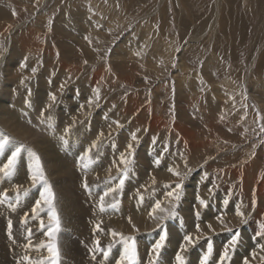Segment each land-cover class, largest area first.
I'll return each instance as SVG.
<instances>
[{
	"label": "rangeland",
	"instance_id": "obj_1",
	"mask_svg": "<svg viewBox=\"0 0 264 264\" xmlns=\"http://www.w3.org/2000/svg\"><path fill=\"white\" fill-rule=\"evenodd\" d=\"M21 1L22 0H0V11L3 13L1 14L0 12V26H4L3 34L6 32L5 35L0 34V65H5V63H3L4 59H8V57L13 56L9 55L11 53L9 50V42H14V40H12L13 35L16 39V36L18 35L17 37H19L21 34L20 32L25 30V28L31 24L30 27L33 31L35 30L34 32L37 33V36L39 34L41 35L38 37L39 40L42 38L39 43L40 45L43 44V47H41L43 49L39 50L40 56L38 53V55H36L38 57L33 56V58H25V67L23 69L26 70L29 68L31 75L33 74L35 78L37 77V80L46 77V80L48 81L49 76H45L44 73L42 74V68L44 69V66L47 63L44 62V53L42 50H44L45 47H48V49H53V51H55L54 53H57L58 56L60 50H65L64 48L61 49V45H67V48L69 46L71 47V45L68 44V41L57 39L53 35L52 30L54 25L53 22L58 17V14L61 13L59 9L65 6V4H70L76 0H35L33 4L28 3L24 6H22V3L27 2V0H23L22 3ZM82 1L87 3H82L85 4L86 7L92 4V8L90 6L92 10L91 12H99V17H106L102 18L103 21L108 20L112 24L107 30L108 36L106 40L95 42V44H93L92 50H88L89 52L86 50L87 53L84 52V55H79L80 53H78V49L71 50L70 52L71 62L73 63L71 66L78 67L83 72H81L80 75L82 83H84L89 77H91V74H93L95 71H98V69L101 67H103L105 71V76L100 81L101 84L99 83L96 89H92V95L89 100L92 101V105H90V109L86 110L84 114L85 116L83 115L81 118H79V120H81L79 125H82L84 122H86L85 119H91L93 122L95 118L98 120L99 124L103 123L104 118L112 113L118 112V108L120 106L126 107V99L130 96H139L137 99L139 101L138 109L133 112L134 117L140 115V112L146 107L150 106L151 103H155L156 117H158L160 124L162 122L161 127L164 126L165 128L163 127V130L161 129V131L157 132L156 134H149L147 125L151 123V118L149 114L150 112L147 113L148 117L145 116L147 126L146 130L143 131L140 136H136L138 139L137 141H131V144L134 145L133 148H135L134 154L132 158H130L132 159V163L129 165L131 171L128 173V176L133 178L141 177V172L136 167V164L138 163V159H136L137 151L141 146L146 148L147 142H149V150L146 152L148 156L146 155L147 157H145L144 155V158H147V160L151 162L149 164L151 165V168H153V158L155 154L154 149L159 147L157 150H161V160L163 164L167 166V169H162L161 172L165 173L170 168L180 172L181 177L183 178L182 195H184V192L187 189V182L185 179L192 176L194 177L196 174V176H198L196 171L201 172L203 176L207 178L213 179L214 182L216 181V187L213 190L217 192L213 194L214 197H212L213 195L210 194V198H212L205 202V205H201V209H211V217H213L216 212H228L234 208L228 206L230 203L229 202L223 210V201L217 197L218 195L222 196V194L219 192L220 190L229 186H232L233 189L231 198H236L237 202L239 201V203H241L246 210V205L248 202L246 203L244 198L240 200L237 198L239 184L242 182L240 180H242L245 175V167L247 165H251L252 162H256L257 170L256 172L251 171L250 175L252 177L255 176L259 178V180L260 177H264V132L261 131V127L264 126V115H262L260 112L259 102H257L256 99L255 102L253 100L255 96V98H258L259 100L262 98L261 101L264 103V0ZM160 4L162 9L159 7ZM159 9H161L162 12L155 17V13ZM13 12H15V15H13ZM87 12L90 11L87 10ZM38 16H43L45 19H40V22L35 23ZM120 22L122 23L117 25ZM139 23L141 25L147 26L151 32L149 35L143 38L145 46L143 45V48H139L137 53L131 54V57L133 56L132 58L138 62L133 63L134 61H131V64L128 63L126 70H121L111 63V56L122 37H125V35L128 34L131 29H133V27ZM122 24H125L124 27ZM140 36L142 35L139 32H137L135 35L136 40L139 43L142 40ZM61 41H63L65 44ZM141 58H143V60ZM14 59L16 58L14 57L13 61ZM47 59L49 58L47 57ZM148 59L150 60V63L146 61ZM54 61H59V57L58 59H54ZM33 64H35V66ZM33 69H35V72H33ZM177 69L179 70L177 71ZM124 76L127 79L129 78L128 81L124 78ZM179 81L182 82L183 86L181 95L183 98L186 97V100H188L187 104L180 103V100L177 99V83ZM31 82L33 81L27 80V83L23 85V88L19 91V95L22 94L24 90H26L25 88H28V85L33 84ZM74 84L76 83H69L67 86L68 88H65L66 90L68 89V91L63 90L64 92L62 91L59 96L61 97L65 95L67 97L69 95H73L74 97L76 96V99L81 100L83 93L79 91L78 88H75L76 86H74ZM44 87L45 85H41L40 88L35 90L33 89L32 92H41L43 91ZM89 87L90 84H88L86 89ZM250 87H252V90ZM78 92L80 93L79 95L77 94ZM37 94L41 96L44 95V93ZM97 95L99 96V99H97ZM210 96H212L211 98L216 101L217 105L219 104L218 107L221 105L217 114L219 111H222L223 113L221 112L219 115H208L207 107L204 103H206L205 100H207L205 98ZM217 96H219L220 99ZM70 98L72 99H70L71 101H74L72 97ZM40 100L43 99L40 98ZM189 100H191V102ZM107 101H111L109 107H106ZM75 103L76 102L74 101V104ZM80 103H84L83 105H85L84 101L79 102V104ZM57 104L58 103L56 102V106ZM56 106H53V108H56ZM56 112L57 110H55V114ZM129 121L122 123L123 126L126 125V130L125 128H121L120 126L116 127L115 125L113 130H110L107 141H105L103 144L107 147V156H102L100 161L104 165L102 177H104V174L108 172V162L111 159V155L114 154L113 146L115 142L112 141L115 140V138H119L120 135L122 136L120 139H123V136H126V131L128 132L127 128L130 126ZM179 121L184 122V126L186 125L185 127H187L189 130H192L194 134L198 136L197 138H200L201 142H203L205 145V147L197 152L198 154L196 153L193 158H191L192 155L188 157L189 155L183 153V151H180L177 142L179 137L176 138V140H173L175 137H173L171 131L173 126L179 123ZM209 123L211 124V129L209 127ZM62 124L63 123H60L59 126ZM166 125H168L167 128ZM85 126L86 124L81 127H77V129L80 128L83 130ZM166 129H170L169 133L167 134H165ZM76 132L78 133L79 131ZM73 133L74 132H67V135H72ZM162 133L163 135L165 134V137L162 135ZM85 141H87V144L90 142L88 140ZM65 143L69 144V146H73V141L66 140ZM15 144L22 148L20 154V158L22 160H25V158L29 157L28 155L30 152L28 151L29 147L27 145H23L26 147V149H24L19 143ZM117 144L118 145L116 148L125 146V144H122L121 146V144L118 142ZM137 146L138 148H136ZM124 148L125 147H122L118 154H120ZM77 150L79 152L77 155L83 154L81 149ZM26 151H28V155L22 154L24 152L26 153ZM85 151L88 152V150ZM9 152L10 147L6 145L4 150L0 152V158L5 161L4 157L2 158V156L8 157ZM35 153L37 154V152ZM65 155L69 158L73 168V163L77 164V158L71 153H65ZM30 156H32L31 153ZM169 157H172L177 161L178 159L180 160L181 164L178 168L175 166V160L172 158L168 160ZM86 163L88 164V168L84 166L85 163L83 161L78 164L84 168L80 170L81 173L75 170L73 171L76 177H84L92 188V190H87L86 192L82 193V202H79L78 204L81 207L82 212L86 214L83 223L87 228H91L93 226L92 221L94 220V217L90 212L96 213L95 210L90 211V199L92 198L91 192H96L100 184V182L92 180L91 177H93L92 170L94 169V164H98L99 160L96 158L94 163H89L86 160ZM172 166H174V168H172ZM151 168L147 170V176L143 175L144 177H150V172L153 171ZM16 169L14 173L8 178L4 177L3 174H0V185L3 183L7 185L4 186V189L1 190L2 192L0 194L3 193V190L8 194V202L0 204V239L2 240L4 238L7 240H5V249L0 248V263L28 264V262L22 259L24 257V252H35L34 255L36 257L28 255L30 258L33 257L32 261H43V264H47L46 253L48 252L45 249L46 247L42 246V244L47 245L50 242L41 241L40 239L43 238L42 234L46 233L48 230L47 226L50 223L48 219V212L45 207V211L41 212L39 217L34 219L31 211L32 207L35 205V202L40 198L41 192L44 191V185L38 184L34 187L29 177H20V173H18ZM233 171H237L238 174L235 176V173H232ZM203 176L200 175V177ZM13 177L17 179V181H15ZM106 177H118V173L112 174V172H108ZM232 177H237V179ZM3 178L5 181L2 180ZM5 178H7V180ZM189 180L190 179H187L188 182ZM137 181L139 182V180ZM197 181L198 180H195L196 184L199 183V181L198 183ZM177 183H181L180 177H177L171 183V185L175 187ZM17 186H20L19 201H17ZM159 187L161 189L162 187L166 189L169 186L160 185ZM6 188H8V191L5 190ZM194 188H197V185ZM254 190L255 188L251 190L252 193ZM190 191H192V188ZM115 195L117 197H122L118 193H115ZM135 195L138 197L136 193ZM253 200H255V205L256 202L260 203V201H257L256 198H252L251 202H249L252 204V207ZM191 203L194 204V200H192ZM116 204L117 203L115 202V205ZM55 209L60 218V231L58 234H63V238L61 237L59 241L57 240L60 250V264L115 263V260H117L115 249H119L118 244H115V246H103L100 243L99 251L97 250V245L93 244L91 248L86 246L89 249L87 253L78 252L80 249L76 248L75 245H71L73 242L72 240H74V236L70 235L71 231H68L69 228L66 229V226L62 225L65 220L60 216L59 209L56 206ZM252 211V214H249V216L244 214L243 220L241 218L237 224L231 225V228L230 225H226L222 232L233 236L237 231H240L241 229L245 230L247 228V223H249L254 216V207ZM175 217L180 218L184 222H191V216L190 218H187L185 217V214L176 213V215L171 218L174 220ZM171 218H168L167 221H170ZM9 220L12 222V229L15 226V233L17 232L16 235L19 240V244L25 247V250H23L24 252L19 251V249L15 246L17 244L16 239L14 243L12 242L16 237L15 234H12V239H9ZM41 220L44 224L43 228H40L39 226L41 225ZM172 223L174 222L172 221ZM18 226H20L22 230ZM257 226L260 228V225ZM166 229H172L171 224H168ZM29 230H31L30 237ZM81 230L84 232L83 226L81 227ZM24 236L27 237L23 239ZM246 241L247 239L245 237L239 238L238 240V242ZM7 242L10 244H7ZM1 243L0 246H2ZM140 244L143 246V249L147 250L149 248V246L144 242H141ZM257 245H260V243L253 242V249L251 248L249 250L254 251L255 246ZM6 248L10 250L9 254L11 256L9 255V258L6 255V252L8 251ZM64 249H66V252ZM39 250L41 252H39ZM16 251L20 254L17 257H15ZM104 251L108 253L107 257H105L103 254L105 253ZM21 252L23 253L21 254ZM247 253L248 252H244L243 254ZM144 255H147V253H144ZM144 255L142 257L137 256V260H146L147 256ZM228 261L229 264H233L232 256H229ZM139 263L143 264V262ZM145 263L148 264V262ZM237 264H241V261ZM260 264H264V259L262 262H260Z\"/></svg>",
	"mask_w": 264,
	"mask_h": 264
},
{
	"label": "bare ground",
	"instance_id": "obj_2",
	"mask_svg": "<svg viewBox=\"0 0 264 264\" xmlns=\"http://www.w3.org/2000/svg\"><path fill=\"white\" fill-rule=\"evenodd\" d=\"M34 1L35 0H27V2L22 3L23 2L22 0L21 3L22 6H24L27 5L28 3L33 4ZM82 3L87 4L85 1L82 0H76L75 2L73 1L70 4L67 3V5L65 4V6L59 9L61 13L58 14V17L53 22L54 23L52 30L53 35L57 39L68 41V44H70L71 47L69 46L67 48L66 47L67 45L63 46L60 44L61 49L64 48L65 50H60L58 56L57 53L56 54L54 53L55 51H53V49H48V47H45V49L42 50L44 53V56L42 55L44 57V62H47L44 66V69L42 68V74L44 73L45 76H49L48 81L46 80V77L37 80L36 79L37 77L35 78L33 74L31 75L29 68H27L26 70L23 69L25 67L24 59L25 58L29 59L30 57L33 58V56L35 57L36 55H38L39 50L43 49L41 48L43 47V44L40 45L39 43V41H41L42 38H40L39 40L38 37L41 35L39 34L37 36V33L34 32L35 30L33 31L32 28L30 27L31 24H29V26H27L25 30H22V32H20L21 33L20 36L17 37L18 36L17 35L16 39L14 38L15 36L13 35L12 40H14V42L12 43L9 42L10 44L9 50L12 53V54L10 53L9 55H13L16 59H14L13 61L14 58L13 56L8 57V59H4L3 63H5V65L4 64L0 65V133H3L7 137H9L10 142L7 144L10 147L9 156L18 147L15 143H19L24 149H26V147H24L23 145H27L29 147L28 148L29 150L33 152H37L44 173L46 174V178H48L47 181L51 185L52 191L55 194V206L59 209L60 216L62 217V219L65 220L62 223V225L66 226V229L69 228L68 231H71L70 235L74 236L73 237L74 240H72L74 243L72 242L71 245L73 246L75 245L76 248L80 249L78 252L87 253V251L89 250L87 247L91 248L93 244L94 245L96 244L95 241L97 240H99V244L101 243L103 246L104 245L115 246V244H118L119 249L117 250L115 249V253L117 254V256L116 255L115 256L117 257V260H115L114 264H116L117 261H119L121 255L123 254L124 244L119 236L113 237L111 235V233L114 231L116 233L122 234L124 237L134 238L136 242L137 256L142 257L144 253H147V255H144L147 256L146 257L147 261L145 259H142L139 260V262H143V264H147L145 262H148L149 264L150 259L155 255L154 253H152L153 246L159 241L160 236L164 234V232L166 231L167 239L165 241L164 247L160 250V256H159V260L157 261V264H165V263L176 264L177 254H180L184 257L186 264H201L202 258L208 254L209 242H211L212 244L213 251L208 259L207 264H221L220 257L223 254L224 248L226 245H229L230 241L234 236V235L230 236L225 232H222L224 227L226 225H230L231 228V225L237 224L241 220V217L236 215L237 209H239L247 216H249V214L251 215L253 212L252 211L253 207L252 204H250L249 202H251L252 198H256V200L260 201V203L256 202V205L254 206V216L252 217V219L250 218L253 221L250 220V222L247 223L246 225L247 230L241 229L240 231H237L240 234L239 238L245 237L247 241L237 242L234 248L229 249V256H232L233 264H237L240 261L241 264H244L245 260L248 261V264H260V262H262L264 259V249L260 247V245H264V236H257V233L260 232L262 228H264V205H263L264 177H260L259 180V178L255 176L252 177L250 175L251 171L256 172L257 170L256 162H252L251 165H247L245 167V171H244L245 175L243 179L240 180L242 182L239 184L237 198H239V200L244 198L246 200V203L248 202L246 205L247 207L246 210L242 206V204L239 203V201L237 202L236 198L235 199L231 198L232 197L231 193L233 192L232 191L233 189L232 186H229L220 190L219 192L222 194V196L218 195L217 197L219 199H222L223 201L222 204L223 210L225 209L227 203L229 202L230 203L228 204V206L234 208L228 212H223V213L216 212L215 215L211 217L210 214L211 209L209 208L201 209V204L199 203L197 196H199L200 199L204 200L205 202H207L212 197H214L213 194L217 192L213 190L216 187L215 184L216 181L214 182L213 179L207 178L203 176L201 172L196 171V173H198V176H196L197 175L196 174L194 175V177L192 176L187 178L190 179L189 182L187 181V179H185L187 182L186 183L187 189L185 190L184 195H181V199L179 200V202L173 200L172 198L167 196V192L171 191L174 188V186H172L171 183L177 177H175L168 170L166 172L164 171L165 173L161 172L162 169H167L166 168L167 166H165L161 160V150L160 151L157 150L159 147L157 149H154L155 154L153 158V168H151V165L149 164L151 162H149L147 158H144V155L145 157L148 156L146 152H148L149 150L148 147L149 142H147V147L144 148L141 146L137 151V156H136L137 157L136 159H138L137 161L138 163L136 164V167L141 172V177L133 178L131 176H128L126 178V183H124L123 190L117 192L122 197H117L115 193L105 197L104 200L105 210L103 212L100 211L99 203L101 196L104 195V192L107 191L109 187H114L118 183L120 172L123 171L122 169L124 167V165L120 163V158L122 154H125V156H127L128 154L127 146L128 144L132 143L131 142L132 135L135 134L136 136L138 135L140 136L141 133L146 130L147 126H148L149 134H156L157 132L161 131V129L164 126L161 127L162 122L160 124L158 117H156L155 103H151L150 106L143 109V111L140 110L141 111L140 115H138L137 117L133 116L134 115L133 112H135L138 109V105H139V101L137 100L139 96H135V95L130 96L126 99L127 106L126 107L120 106L118 108L119 113L116 112L106 116L104 118L103 123L99 124L98 120L95 118L93 122L91 119L89 120L85 119L86 122H84L82 125H79V122H81L79 118H81V116L85 114L86 110L90 109L91 107L90 105H92L87 103L91 98L92 89L93 88L96 89L98 87L97 85L99 83L101 84L100 81L105 76L104 73L105 71L104 68L101 67L100 69H98V71H95L93 74H91L90 75L91 77H89L84 83H82L81 82L82 80L80 79V75L82 71L78 67L71 66L73 65V63L71 62L70 52L71 50L78 49L79 50L78 53H80L79 55L81 54L84 55V52H86V50L87 51L92 50L93 44H95V42H101L102 40H106L108 36L107 30L110 28L112 24L108 20L103 21L102 18H106V17L105 16L99 17L98 16L99 12L98 13H95V11L91 12L92 11L91 8L93 6L92 4H90L89 6L87 5L88 7H86V5ZM159 7L162 9L161 4ZM161 9L156 11L155 17L161 14L162 12ZM87 10H89L90 12H87ZM1 14L3 13L1 12ZM40 19L44 20L45 17L38 16L35 23L40 22L39 21ZM121 23L122 22L118 23L117 25ZM122 25L124 27L125 24ZM3 30H4V26H0V34L5 35L6 32H4L3 34ZM137 32L141 33L142 35L140 36V38H142L140 43L136 40L135 37ZM150 32L151 30L147 26L141 25L140 23L137 24L135 27H133V29H131V31L128 34H126L125 37H122L116 49L113 51V54L111 56V60H112L111 63L117 66L118 68H120L121 70H126L128 67L127 66L128 63H130L131 61H134L133 63L138 62L132 58L133 56L131 57V54L137 53L139 48L140 49L143 48V45L145 44L143 38L149 35ZM47 57L49 59H47ZM58 57H59V61L55 62L54 59H58ZM141 59L143 60V58ZM146 61L150 63L149 59ZM33 65L35 66V64ZM178 70L179 69H177V71ZM125 79L128 81L129 78L128 79L125 78ZM27 80H32L33 82L31 83L33 84L28 85V88H25L26 90H24V92L19 95V91L23 88V85L27 83ZM71 82H75L76 83L74 84V86H76L75 88H78L79 91L83 93V97L81 100L76 99L75 98L76 96L74 97L73 95H69L67 97L64 95L61 96L62 98L59 96V94L63 90L64 91L66 90L65 88H68L67 86ZM178 83H177L178 86L177 99L180 100V103L187 104L188 100H186V97L183 98L181 95L183 90L182 82L179 81ZM88 84H90V87L86 89V87H88ZM41 85H45V87L43 91L37 93H44V95L41 96L36 92L35 93L32 92L33 89L35 90L37 88H40ZM250 88L252 90V87ZM66 91H68V89ZM50 94L55 95L56 97L55 102L50 100L49 98ZM77 94L79 95L80 93L78 92ZM70 97L74 99V101L76 102L75 104L74 101H71L72 99ZM211 97L212 96L205 98L207 100H205L206 103H204L206 104L208 115L209 116L215 114L219 115V113H221L222 111H219L218 114L217 112L221 107V105L218 107L219 104L217 105L216 101L213 100V98ZM40 98L43 100H40ZM255 99L257 102H259L260 112L262 113V115H264V103L261 101L262 98L261 100H259L254 96L253 99L254 102ZM83 101L85 102V105H83L84 103L79 104V102H83ZM189 101L191 102V100ZM56 102L58 103L57 106H56ZM29 103L31 107L28 106ZM110 104L111 101H107L106 107H109ZM53 106H56V108H53ZM55 110H57L56 112L57 115L55 114ZM41 112L44 113L43 117L40 115ZM147 113L150 114L151 123H149L146 126L145 116L148 115ZM128 121L130 126L127 128L128 132L126 131L127 133L126 136H123L124 138L120 139L122 137L120 135L119 138H115V140L112 141L115 142L113 146L114 154L111 155V159L108 162V168H109L108 172H112V174L118 173V177L108 178L106 177L108 172L104 174V177H102V171L104 165L100 161L102 156H107L106 153L107 147L103 144L105 143V141H107V137L109 136L108 134L110 130H113V127L115 125L117 127V124H119L121 128H125L126 130L125 127L126 125L123 126L122 123H126ZM60 123L63 124L59 126ZM84 124H86V126L83 130H81L80 128L77 129V127H81ZM184 124H185L184 122L179 121V123L173 126L171 131L173 137H175L173 138V140H176V138L179 137L177 140L179 146L178 148L180 149V151H183V153L189 155L188 157L192 155L191 158H193L197 152H199L200 150H202L203 147H205V145L203 142H201L200 138L198 139L197 138L198 136H196L192 130H189L187 127H185L186 125L184 126ZM167 127L168 125H166V128ZM209 127L211 129L210 123H209ZM66 129H70L68 133H72V132L74 133L72 135H67L65 131ZM169 130L166 129L165 134L169 133ZM76 131L79 132L77 133ZM101 133H103L102 136L100 135ZM165 134L163 135L162 133L164 137ZM66 140L73 141V146L72 145L69 146V144L65 143ZM85 140H88L90 142L87 144V141ZM117 142L120 143L121 146L122 144H125V146H122L125 148L122 150L120 154H118V152L121 151L120 149L122 147L116 148L118 145ZM94 143L96 144V147L92 148V145ZM90 148H91V153H90L91 162L94 163V160L96 158L99 160L98 164H94V169L92 170L93 177H91V179L95 180L96 182H100V184L96 192L94 191L91 192L92 198L90 199V205H91L90 211L95 210L96 213L90 212L91 215L94 217V220L92 221L93 226L91 228H87L83 223L86 214L82 212L81 207L78 204L79 202L80 203L82 202V198H81L82 193L86 192L87 190L90 191L92 190V188L87 183L88 188L85 189L84 187L85 178L76 177L73 170L81 173L80 170L84 168L78 165L82 161L80 158L82 156H85V154L87 153L85 150H89ZM136 148H138V146ZM77 149H81L83 151V154L77 155L79 154ZM28 151L22 154L28 155L27 154ZM65 153H71L72 155H75V157L77 158L76 160L77 164L72 162L73 168L69 158L65 155ZM28 156L29 157L25 158V160H22L20 158L21 156H19L17 159L16 170L18 173H20V177H30L31 174L30 169L33 166L34 161H33V157L30 156V153ZM3 157L5 161H3L0 158L1 167L7 162V158H8L7 156H2V158ZM170 158L172 157H169L168 160ZM157 161H159L158 164L156 163ZM83 162L86 164V160H84ZM174 163L175 166H177V168L181 164L179 159L178 161L175 160ZM149 168L153 170L150 172L151 173L150 177H144L147 176V170ZM172 168H174V166H172ZM232 173H235L234 174L235 176L238 174L237 171H233ZM200 175L203 177H200ZM7 178L5 179L7 180ZM232 178L237 179V177H232ZM2 180L5 181L4 178ZM14 180L17 181V179L15 178ZM137 180H139V182ZM153 180L155 181L154 183ZM195 180H198L199 183L197 181L198 184H196ZM160 185L163 186L167 185L170 187L166 189L162 187L161 189L159 187ZM196 185L197 188H194ZM4 186L7 185L4 183L0 185V193L2 192L1 190L4 189ZM191 188L193 192L190 191ZM254 188L255 190L252 193L251 190H253ZM5 190L8 191V188H6ZM4 192L5 191L3 190V193ZM135 193L138 195V197L135 195ZM210 194L213 195L211 198H210ZM192 200H194V204L191 203ZM226 201L227 203H225ZM115 202L117 203L116 205ZM158 202L161 204V207L166 210V212L157 211L154 214L155 216L166 217L167 213L173 211L172 206L176 205L174 211L176 210V213L178 214H185V217L187 218H190L191 216L190 221L192 223L188 221L184 222L177 217H175L174 220L171 218L170 221H167L168 218H165L163 220L153 219L152 216H150L149 214L152 212L153 208ZM111 205H115V207H112ZM197 213H199V216H197ZM129 218L131 219V223H129ZM221 220L223 221L222 223ZM172 221L174 223H172ZM168 224H171L172 229H166ZM197 224H199L200 226V232H197L196 230ZM209 224H211L213 230H209L208 228ZM96 225L100 226L99 229H97ZM257 225H260L261 229ZM39 226L41 228V225ZM82 226L84 227V232H82L81 230ZM18 227L20 228V226ZM177 232L179 233L185 232V233L179 234ZM16 233L14 226V228L12 229V234L16 235ZM189 235L193 237L194 244L188 245L185 243V237ZM26 237L27 236H24L23 239ZM42 237L43 238L40 239L41 241L51 242L49 240V237L46 235V233H43ZM61 237L63 238V234H58L57 240L59 241ZM15 239L17 242L15 246L19 249V251L25 250V247L19 244L17 235L12 241L13 243L15 242ZM5 240L6 239L4 238L2 240L0 239V243L2 242L1 243L2 246H0V248L5 249ZM141 242L146 243L149 246V248L147 250L143 249V246L140 244ZM253 242H259L260 245L255 246L254 251H250L249 249L251 248L253 249L252 246ZM8 243L9 242H7V244ZM181 245H185L186 247L185 251H181ZM64 250L66 252V249ZM9 251L10 250L6 252L8 258L10 255ZM23 252H21V254ZM39 252L41 251L39 250ZM244 252H248V253L243 254ZM34 253L35 252L32 253L24 252V256H28V255L35 256ZM47 254L48 253H46V256H48ZM19 255L20 254L16 251L15 257ZM32 259L33 257H31V260ZM228 260L229 259L225 260L223 264H229Z\"/></svg>",
	"mask_w": 264,
	"mask_h": 264
},
{
	"label": "snow or ice",
	"instance_id": "obj_3",
	"mask_svg": "<svg viewBox=\"0 0 264 264\" xmlns=\"http://www.w3.org/2000/svg\"><path fill=\"white\" fill-rule=\"evenodd\" d=\"M13 15H15V12H13ZM33 72H35V69H33ZM22 83H23V81H22ZM49 98L53 102H55V100H56V97L53 94H50ZM97 99H99L98 95H97ZM91 103H92V101H89V104H91ZM28 106L31 107L30 103L28 104ZM40 115L43 117L44 113L41 112ZM119 126L120 125L117 124V127H119ZM65 131L67 133L68 131H70V129H66ZM261 131L264 132V126L261 127ZM100 135L102 136L103 133H101ZM131 138L133 141L137 140V137L135 134H133ZM9 142H10L9 137L4 135L3 133H0V152H2L4 150L5 146ZM95 147H96V144L94 143L92 145V148H95ZM127 148H128L127 156H125V154H122L121 158H120V163L122 165H124V168L120 174L118 183L114 187H109L108 190L104 192V195L101 196V198H100L99 209L101 212H103L105 210V204H104L105 197H107L113 193H117L119 191H122L124 183H125V179L127 178L128 173L131 171V168L129 167V165H131L132 159H130L129 157L133 156L134 149H133L132 144H128ZM21 151H22V148L17 147L11 153V155L7 158V162L2 167H0V174H3L4 177H9L14 173V171L16 169L17 159L20 156ZM29 152L31 153V155L33 157V161H34L33 166L30 169L31 174H30L29 179L32 181V184L34 187L38 184L44 185V191L41 192L40 198L35 202V205L31 209L32 215H33L34 219L38 218L40 213L45 211V207H46L47 212H48V219L50 222L48 225V230L46 232V235L49 237V240L51 242L48 243L47 245L42 244V246L46 247V250L48 252V256L46 257L47 264H60V250H59V247L57 245V234L60 231V218H59V215L55 209V194L52 191L51 185L48 184V181H47V178L45 176L43 167L41 165L39 156L35 152H32L31 150H29ZM90 153H91V148L88 150V152L85 154V156H82L80 159L82 161L87 160L90 163L91 162ZM156 163L158 164L159 161H157ZM84 166L87 167L88 164L86 163ZM168 171L171 172L174 176L181 178V183H177L171 191L167 192L168 197L179 202V200L181 199L182 192H183V183H182L183 178L181 177V174L178 171H175L171 168L168 169ZM154 182L155 181L153 180V183ZM84 187H85V189L88 188L86 180L84 183ZM210 191H211V189H210ZM16 192H17V201H19L20 186H17ZM197 199L201 205H205V201L200 199L199 196H197ZM7 200H8L7 192L0 194V204L6 203ZM225 203H227V201ZM111 206L115 207V205H111ZM254 206H255V200H253V207ZM172 207H173V211L167 213L166 217L165 216L157 217L154 215L157 211L166 212V210L163 209L161 207V204L158 202V203H156L155 207L153 208L152 212L149 215L152 216L153 219H159V220L174 217L176 215V213L174 211L176 205H173ZM236 215L241 217L243 220L244 213L241 212L239 209H237ZM197 216H199V213H197ZM222 222L223 221L221 220V223ZM40 223H41V228H43L44 227L43 221L41 220ZM129 223H131L130 218H129ZM96 227H97V229H99L100 226L96 225ZM208 228H209V230H213L211 224L208 225ZM196 230H197V232H200L199 224H197ZM8 235H9V239H12V222H11V220L8 221ZM111 235L113 237L119 236L121 241L124 244L123 254L121 255L117 264H136L137 250H136L135 239L132 237H124L122 234L116 233L114 231L111 233ZM239 235H240L239 232H236L234 234L232 240L230 241L229 245L225 246L223 254L220 257L221 264H223V262L225 260L229 259V249L235 247V245L237 244V242L239 240ZM30 236H31V230H29V237ZM257 236H264V228H262V230L257 233ZM166 239H167V233L165 231L164 234H162L160 236L159 241L152 248V253H154L155 255L150 259L149 264H157V261L159 260V256H160V250L164 247ZM95 243L97 245V250H99V240L95 241ZM185 243L188 245L194 244L193 237L190 235L186 236L185 237ZM260 247L262 249H264V245H260ZM185 250H186L185 245H181V251H185ZM212 251H213L212 244H211V242H209L208 254L202 258L201 264H207L208 259H209L210 255L212 254ZM104 255H105V257H107L108 253L105 252ZM22 259L24 261L28 262V264H43V261L33 262L29 256H24ZM176 264H186L185 259L182 255L177 254ZM244 264H248V261L245 260Z\"/></svg>",
	"mask_w": 264,
	"mask_h": 264
}]
</instances>
